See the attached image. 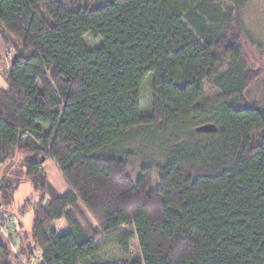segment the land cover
Returning a JSON list of instances; mask_svg holds the SVG:
<instances>
[{"label": "trees", "instance_id": "1", "mask_svg": "<svg viewBox=\"0 0 264 264\" xmlns=\"http://www.w3.org/2000/svg\"><path fill=\"white\" fill-rule=\"evenodd\" d=\"M246 3L0 0V47L14 49L0 86V229L21 182L38 195L17 215L32 211L30 233L0 234V264H92L97 239L121 226L135 230L117 234L124 253L136 236L141 259L120 264H264V99L248 94L261 72L242 54ZM204 124L216 132L197 133ZM148 151L158 163L133 181Z\"/></svg>", "mask_w": 264, "mask_h": 264}, {"label": "rangeland", "instance_id": "2", "mask_svg": "<svg viewBox=\"0 0 264 264\" xmlns=\"http://www.w3.org/2000/svg\"><path fill=\"white\" fill-rule=\"evenodd\" d=\"M246 5L243 9L239 10L238 17L243 28V41H242V54L244 61L249 69L252 71L261 72L260 78L253 86L249 89L248 94L250 99L258 100L264 99V0H246ZM87 45L90 48H96L100 45L99 39H93L89 35L84 37ZM12 46H14L13 41L11 40ZM8 49L13 53V47H0V86L6 87L2 79V72L8 68L11 59L5 55V50ZM205 90L207 92H212L213 89L208 83L204 84ZM141 112L143 114H149L151 110V91L149 85V79L147 78L141 87ZM24 156L22 154L16 159L14 164L8 169L7 174L11 178H15V172L22 173L21 163ZM151 162L152 164L158 163V158L156 155L147 152L146 157L138 158L130 169V177L133 181H136L140 175V169L143 164ZM43 169L46 172L47 179L52 187L58 193H64L68 190V186L65 182V179L58 169L57 165L51 159L47 160L43 164ZM153 175V186L157 185L156 176ZM23 179V177L21 178ZM27 200H30L31 203L35 204L38 200V195L33 191L32 185L29 181H23L20 183L18 189L15 191L13 196V203L10 208V212H13L9 219H16L17 230L20 229V223H22V229L30 233L33 216L32 211L27 209L24 214L17 216L21 208ZM16 213V214H15ZM87 219H91L89 215L86 216ZM91 221V220H90ZM65 222L60 221L56 223V229L58 232H63L65 229ZM116 232L120 234H134L135 230L133 227L121 226ZM117 233V234H118ZM1 234V233H0ZM117 234L106 235L103 234L97 239L100 251L96 258L93 260L92 264H120L124 260H140L141 252L138 244V240L135 238L130 242L128 246V253H124L122 245V239ZM2 238L7 241L9 236L6 234H1ZM13 249V248H12Z\"/></svg>", "mask_w": 264, "mask_h": 264}, {"label": "built area", "instance_id": "3", "mask_svg": "<svg viewBox=\"0 0 264 264\" xmlns=\"http://www.w3.org/2000/svg\"><path fill=\"white\" fill-rule=\"evenodd\" d=\"M5 55L10 59L12 58V52H10L8 49L5 50ZM17 228L18 227H17L16 219H9L7 222L3 224V226H1L0 232L1 234H6L7 236H9L11 231L13 229L17 231ZM9 238L7 240H9Z\"/></svg>", "mask_w": 264, "mask_h": 264}, {"label": "water", "instance_id": "4", "mask_svg": "<svg viewBox=\"0 0 264 264\" xmlns=\"http://www.w3.org/2000/svg\"><path fill=\"white\" fill-rule=\"evenodd\" d=\"M197 133H215L216 126L214 124H204L195 128Z\"/></svg>", "mask_w": 264, "mask_h": 264}, {"label": "crops", "instance_id": "5", "mask_svg": "<svg viewBox=\"0 0 264 264\" xmlns=\"http://www.w3.org/2000/svg\"><path fill=\"white\" fill-rule=\"evenodd\" d=\"M1 62V61H0ZM56 225V224H55Z\"/></svg>", "mask_w": 264, "mask_h": 264}]
</instances>
